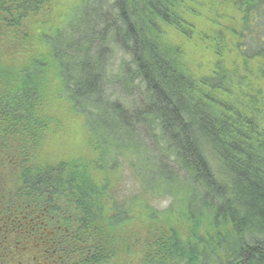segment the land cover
Masks as SVG:
<instances>
[{"label": "trees", "instance_id": "trees-1", "mask_svg": "<svg viewBox=\"0 0 264 264\" xmlns=\"http://www.w3.org/2000/svg\"><path fill=\"white\" fill-rule=\"evenodd\" d=\"M45 1L0 0V264H36L22 251L24 215L61 228L57 264H110L136 217L153 228L144 264H264V99L247 73L224 66L223 36L188 21L194 1L81 0L43 37L45 52L26 56ZM229 1L241 15L239 60L264 73V0ZM163 27L210 42L212 69L190 72ZM49 75L83 118L92 159L30 155L47 126ZM162 200L182 205L189 235L160 230Z\"/></svg>", "mask_w": 264, "mask_h": 264}, {"label": "rangeland", "instance_id": "rangeland-1", "mask_svg": "<svg viewBox=\"0 0 264 264\" xmlns=\"http://www.w3.org/2000/svg\"><path fill=\"white\" fill-rule=\"evenodd\" d=\"M190 21L199 31L213 39L217 34L223 36V64L226 68H237L247 73L254 92L264 99V73L260 72L261 62L243 64L239 60L236 47V33H238L241 15L232 8L229 0H193ZM81 0H46L42 9L29 22V34L32 41L29 46L23 45L20 49L32 55L43 53V37L50 38L61 31ZM164 41L170 46L182 49L183 61L186 68L196 77L208 73L217 58L212 54L210 42L202 43L197 39L183 40L171 28L163 27ZM208 38V39H209ZM22 45V44H21ZM20 53V50L18 51ZM23 54V52H21ZM47 97L43 102V113L47 126L40 136L31 143L29 150L33 159L40 164H57L64 161H75L93 157L89 146V132L81 116L70 111L64 99L54 96L57 88L53 76L49 75ZM262 101V100H261ZM264 109V100L260 102ZM167 201H160L159 225L161 229L174 228L181 235H189L191 226L184 215L182 205L175 204L168 208ZM168 208V209H167ZM154 224V223H153ZM207 225L200 227L205 233ZM152 226L147 221L136 219L123 227L121 238L115 257L110 264H144L143 259L147 253L148 234ZM212 233V232H209Z\"/></svg>", "mask_w": 264, "mask_h": 264}, {"label": "flooded vegetation", "instance_id": "flooded-vegetation-1", "mask_svg": "<svg viewBox=\"0 0 264 264\" xmlns=\"http://www.w3.org/2000/svg\"><path fill=\"white\" fill-rule=\"evenodd\" d=\"M41 217L36 216L35 218L27 217L26 215L22 216L24 220L23 224L30 231L25 232L23 239L29 240L24 247L23 254L24 257H27L28 260L34 261L36 264H57L61 261L60 257H56V253L52 251V237L55 235L56 231H60L61 228L57 227L54 229H48L44 224L39 221ZM13 229L10 232H7L8 241L13 242L16 237L11 236ZM18 238V237H17ZM37 242L39 244L37 245Z\"/></svg>", "mask_w": 264, "mask_h": 264}]
</instances>
